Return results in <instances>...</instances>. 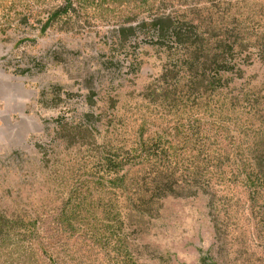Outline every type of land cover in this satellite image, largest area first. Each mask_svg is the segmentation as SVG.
I'll list each match as a JSON object with an SVG mask.
<instances>
[{
    "label": "rangeland",
    "instance_id": "obj_1",
    "mask_svg": "<svg viewBox=\"0 0 264 264\" xmlns=\"http://www.w3.org/2000/svg\"><path fill=\"white\" fill-rule=\"evenodd\" d=\"M0 264H264V0H0Z\"/></svg>",
    "mask_w": 264,
    "mask_h": 264
},
{
    "label": "trees",
    "instance_id": "obj_2",
    "mask_svg": "<svg viewBox=\"0 0 264 264\" xmlns=\"http://www.w3.org/2000/svg\"><path fill=\"white\" fill-rule=\"evenodd\" d=\"M155 24H156V23H155ZM62 222H64V221H62ZM68 227H71V225L67 224V228H68ZM71 229H72V228H71Z\"/></svg>",
    "mask_w": 264,
    "mask_h": 264
}]
</instances>
